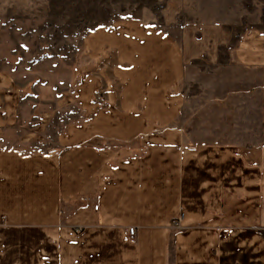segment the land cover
I'll list each match as a JSON object with an SVG mask.
<instances>
[{
  "label": "crops",
  "instance_id": "obj_1",
  "mask_svg": "<svg viewBox=\"0 0 264 264\" xmlns=\"http://www.w3.org/2000/svg\"><path fill=\"white\" fill-rule=\"evenodd\" d=\"M218 42L194 50L135 19L94 30L58 125L57 108L25 119L0 69V264H264V139L184 126L186 67ZM228 49L240 85L226 97L243 121L257 97L264 124V32Z\"/></svg>",
  "mask_w": 264,
  "mask_h": 264
},
{
  "label": "rangeland",
  "instance_id": "obj_2",
  "mask_svg": "<svg viewBox=\"0 0 264 264\" xmlns=\"http://www.w3.org/2000/svg\"><path fill=\"white\" fill-rule=\"evenodd\" d=\"M134 19L178 41L184 34L193 49L207 51L212 39L219 41L210 47L213 60L204 53L186 67L184 126L189 135L200 142L264 139L257 97L248 98L245 121L239 99L235 106L226 97L240 85V69L230 63L228 48L251 29L264 32V0H0V69L19 88L25 119L53 108L57 125L72 118L58 106L84 61L85 39L98 28ZM214 24L218 30H211ZM189 26L194 30L183 31ZM50 129L52 137L58 128Z\"/></svg>",
  "mask_w": 264,
  "mask_h": 264
},
{
  "label": "built area",
  "instance_id": "obj_3",
  "mask_svg": "<svg viewBox=\"0 0 264 264\" xmlns=\"http://www.w3.org/2000/svg\"><path fill=\"white\" fill-rule=\"evenodd\" d=\"M93 209H97V205H93ZM182 216V213L179 214V218H181ZM127 236L132 239L135 237V228L133 226H130L127 228Z\"/></svg>",
  "mask_w": 264,
  "mask_h": 264
}]
</instances>
